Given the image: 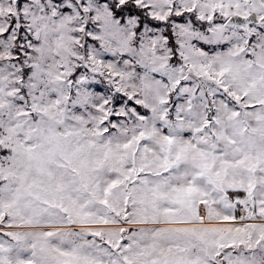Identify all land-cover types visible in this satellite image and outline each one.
<instances>
[{"label":"snow or ice","instance_id":"obj_1","mask_svg":"<svg viewBox=\"0 0 264 264\" xmlns=\"http://www.w3.org/2000/svg\"><path fill=\"white\" fill-rule=\"evenodd\" d=\"M0 264H264V0H0Z\"/></svg>","mask_w":264,"mask_h":264}]
</instances>
